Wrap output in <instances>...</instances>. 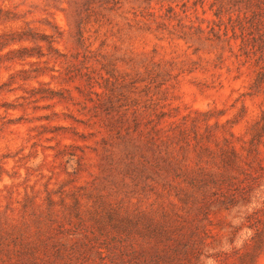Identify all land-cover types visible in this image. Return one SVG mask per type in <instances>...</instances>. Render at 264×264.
Masks as SVG:
<instances>
[{"label": "clouds", "instance_id": "clouds-1", "mask_svg": "<svg viewBox=\"0 0 264 264\" xmlns=\"http://www.w3.org/2000/svg\"><path fill=\"white\" fill-rule=\"evenodd\" d=\"M0 264H264V0H0Z\"/></svg>", "mask_w": 264, "mask_h": 264}]
</instances>
